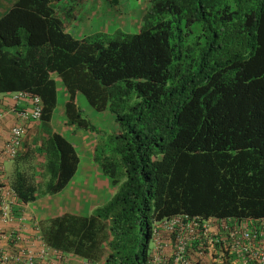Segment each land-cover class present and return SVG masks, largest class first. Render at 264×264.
<instances>
[{"label":"trees","instance_id":"obj_1","mask_svg":"<svg viewBox=\"0 0 264 264\" xmlns=\"http://www.w3.org/2000/svg\"><path fill=\"white\" fill-rule=\"evenodd\" d=\"M4 1L0 94L26 92L43 105L30 133L41 148L25 145L14 161L19 204L62 192L80 163L74 145L50 131L57 78L70 125L94 130L79 95L117 124L93 154L111 198L89 217L41 221L47 246L104 264H148L152 222L264 218V0H147L138 33L112 27L81 38L66 30L77 6L102 1L117 13L121 0Z\"/></svg>","mask_w":264,"mask_h":264},{"label":"built area","instance_id":"obj_2","mask_svg":"<svg viewBox=\"0 0 264 264\" xmlns=\"http://www.w3.org/2000/svg\"><path fill=\"white\" fill-rule=\"evenodd\" d=\"M42 101L26 92L0 94V159L15 160L23 151L27 130L42 119ZM5 125H9L4 132ZM6 168L0 163V186ZM5 185V184H4ZM17 195L0 187V217L3 223L15 220ZM17 231L22 232L27 219L22 215ZM154 249L148 264H264V218L247 221L235 218H203L177 215L156 223L152 233ZM103 264L64 256L44 242L35 253L22 248L14 256L0 255V264Z\"/></svg>","mask_w":264,"mask_h":264},{"label":"crops","instance_id":"obj_3","mask_svg":"<svg viewBox=\"0 0 264 264\" xmlns=\"http://www.w3.org/2000/svg\"><path fill=\"white\" fill-rule=\"evenodd\" d=\"M11 4L10 1L0 0V13ZM58 86V107L55 111L50 131L58 132L66 137L75 147L80 163L77 172L67 187L56 195L39 198L35 202L27 205L15 204V220L11 223H3L0 217V255L5 254L14 256L22 248H31L37 253L42 249V236L39 232V223L65 213H71L78 216L89 217L95 211L103 207L111 198L113 184L107 178L97 163L93 160L94 149L101 145L104 135L117 132V124L113 115L109 112H97L86 101L84 96L79 95L77 102L84 110V114L91 123L94 130L77 128L68 123L65 115V105L69 100V94L63 86L60 79L57 78ZM38 127V124L28 128L27 140L25 145H32L33 149L38 150L41 142L34 143L32 130ZM40 127V125H39ZM9 125H5L4 132L8 131ZM37 129V128H36ZM35 129V130H36ZM29 133V135H28ZM37 134V133H36ZM49 133H47L48 135ZM38 135L42 136L41 133ZM36 172L37 180L43 181L38 175L42 172V167L46 163L45 153L37 154ZM12 161H2L0 163L5 167ZM7 163V164H6ZM13 170H14V162ZM7 174L3 178L4 184L1 188L11 186V175ZM8 179V180H7ZM22 215L27 219L26 227L22 232H18L20 219ZM67 258V257H66ZM76 262L80 260L72 257ZM59 264H66L65 259H61Z\"/></svg>","mask_w":264,"mask_h":264},{"label":"rangeland","instance_id":"obj_4","mask_svg":"<svg viewBox=\"0 0 264 264\" xmlns=\"http://www.w3.org/2000/svg\"><path fill=\"white\" fill-rule=\"evenodd\" d=\"M147 2V0H121L120 6L117 7V13H115L107 3L101 1L100 4L95 6L94 3L89 1L77 6L75 14L78 22L76 21L68 26L66 30L79 38L88 34L91 30L104 31L109 28L112 29V27L113 29L120 28L126 32L136 34L139 32ZM5 168L7 174L10 175L13 170V163L10 162ZM155 225L156 223L152 222L153 229ZM148 245L149 250L152 251L154 241L150 239Z\"/></svg>","mask_w":264,"mask_h":264},{"label":"clouds","instance_id":"obj_5","mask_svg":"<svg viewBox=\"0 0 264 264\" xmlns=\"http://www.w3.org/2000/svg\"><path fill=\"white\" fill-rule=\"evenodd\" d=\"M77 21V19L76 20H74V22H76ZM74 22H72L71 23V25L72 24H74ZM17 93H19V92H17ZM14 94V93H13ZM39 124V123H38ZM27 132H28V130H27ZM26 138H27V135H26ZM26 138H25V142H26ZM15 160H12V162H14ZM6 176V175H5ZM8 180V179H7ZM10 188H11V186H9ZM12 189V188H11ZM13 190V189H12ZM14 191V190H13ZM15 192V191H14ZM16 194V193H15ZM17 195V194H16ZM18 201H19V198H18V196H17V202H16V204L18 203ZM20 203V202H19ZM15 213H17V212H15ZM41 223V222H40ZM40 223H39V232H40V234H41V236H42V233H41V228H40ZM158 223V222H157ZM42 240H43V238H42ZM44 242V241H43ZM45 243V242H44ZM46 244V243H45ZM47 245V244H46ZM49 247V246H48ZM50 248V247H49ZM54 250V249H53ZM57 251V250H56ZM60 252V251H59ZM62 253V252H61ZM64 256H66V257H76V256H72V255H67V254H64V253H62ZM77 258V257H76ZM77 259H80V260H82L81 258H77ZM84 260V259H83ZM103 261V260H102ZM103 264H104V262H103Z\"/></svg>","mask_w":264,"mask_h":264}]
</instances>
